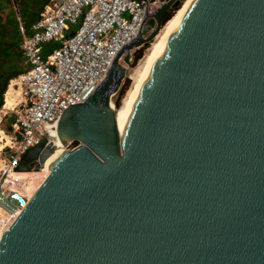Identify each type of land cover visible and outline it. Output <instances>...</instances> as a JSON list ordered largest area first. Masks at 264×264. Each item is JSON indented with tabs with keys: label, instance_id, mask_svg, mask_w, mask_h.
<instances>
[{
	"label": "water",
	"instance_id": "95a60500",
	"mask_svg": "<svg viewBox=\"0 0 264 264\" xmlns=\"http://www.w3.org/2000/svg\"><path fill=\"white\" fill-rule=\"evenodd\" d=\"M159 1L89 100L59 119L60 143L80 145L2 235L0 264H264V0H191L119 134L118 60L185 0ZM53 149L43 140L18 171H40Z\"/></svg>",
	"mask_w": 264,
	"mask_h": 264
},
{
	"label": "built area",
	"instance_id": "2783aa9c",
	"mask_svg": "<svg viewBox=\"0 0 264 264\" xmlns=\"http://www.w3.org/2000/svg\"><path fill=\"white\" fill-rule=\"evenodd\" d=\"M160 6L159 0H49L29 34L19 22L18 50L26 70L9 82L22 101L11 109L15 120L9 130L0 128L7 144L0 151V234L10 229L29 202L28 190L16 180L33 173L18 171L24 156L43 140L53 143L63 113L89 100L117 56L137 40ZM55 43L57 48L45 52ZM140 48L123 52L119 65L126 70ZM117 93H111L110 103Z\"/></svg>",
	"mask_w": 264,
	"mask_h": 264
},
{
	"label": "bare ground",
	"instance_id": "6f19581e",
	"mask_svg": "<svg viewBox=\"0 0 264 264\" xmlns=\"http://www.w3.org/2000/svg\"><path fill=\"white\" fill-rule=\"evenodd\" d=\"M190 2L191 0H185L181 4L179 9L174 12L173 16L164 24L159 34L154 38L146 54L141 59L140 63H138L136 69L130 74L129 78L132 81V84L131 87L127 89L128 91L125 94L121 107L119 109H115L110 103L111 108L116 113V126L119 134H120V130L124 126L125 122L127 121L128 117L130 116L133 110L144 76L146 75L148 69L150 68L153 59L157 56L160 47L164 43L166 34L169 32L170 27L172 26L173 23L174 24L171 28V34L179 27L183 19L184 11L189 6ZM14 85H15L14 83H10V85L8 86L7 90L4 93L3 105L0 110V116L2 113L14 108L20 103V100L18 102V96L20 95L18 90L14 89ZM0 137H1L0 151H2L4 147H7V144H4L6 138L4 134L1 132V130H0ZM53 144H54V149L52 154L45 161L44 167L40 170V173H38L39 171L37 172L38 185L36 187L32 186L33 184H36L35 181V183L33 184L31 183L28 186L22 187L23 190L29 191L28 192L29 195L27 196L29 200L34 196L36 191L39 189L40 185L44 182L47 175L50 173L51 165L54 164L55 161H57L60 157H62L65 154V152H63L64 146L57 139V136L54 138ZM2 235L3 234H0V241L2 239Z\"/></svg>",
	"mask_w": 264,
	"mask_h": 264
},
{
	"label": "trees",
	"instance_id": "16d2710c",
	"mask_svg": "<svg viewBox=\"0 0 264 264\" xmlns=\"http://www.w3.org/2000/svg\"><path fill=\"white\" fill-rule=\"evenodd\" d=\"M18 1V0H16ZM49 0H26L25 1H19L22 4V7L19 9V19H20V23L23 26V28L25 29L26 33L29 34L30 33V27L36 22V20L39 18V14L41 13V11L43 10L44 6L48 3ZM4 10V6L0 4V15L2 14ZM171 11L169 10L164 18H163V22H167L170 18H171ZM11 15V17H10ZM8 14L5 16V21L2 20V18L0 17V39H2V44L0 45V57L1 55L4 56V59H6V61L8 63H13L14 60H20L21 59V55L19 53L18 47L19 44L21 42V34L19 32L18 29V25H19V21L13 17V14ZM13 28L14 30V36L11 38V40L6 44V46L4 45V41L6 42V39L8 37V33H5L6 30H9ZM6 29V30H5ZM5 30L4 33H2V31ZM46 51L45 52H49L52 49H55L58 47V44H50L48 46H46ZM142 56V49H140L139 51H137L134 55V63L137 62ZM1 73H0V82H1V86H0V94L3 95L6 91V88L8 86V83L11 80L16 79L18 76H20L21 74H23V71L20 69H10V71L3 73L4 72V68L0 69ZM127 84L128 82L124 83V85L121 87V89L119 90V92L117 93V99L114 102V105L116 107L119 106V102L122 98V96L124 95V92L127 88ZM3 105V101H1V106ZM15 118L12 120L14 121ZM11 121V122H12ZM6 130L8 131L9 128H6ZM72 144H74V146L77 145V142H73ZM22 176H17L18 178L16 179L17 181L19 180L20 182L26 180V177ZM22 184V183H21Z\"/></svg>",
	"mask_w": 264,
	"mask_h": 264
},
{
	"label": "rangeland",
	"instance_id": "374dc122",
	"mask_svg": "<svg viewBox=\"0 0 264 264\" xmlns=\"http://www.w3.org/2000/svg\"><path fill=\"white\" fill-rule=\"evenodd\" d=\"M19 1H25V2H26V0H18V1H16V0H0V4L4 6V10H3L2 14L0 15V17L2 18L3 21H5V16H6V15H8V14H9V15H10V14H13V17H15V18L20 22V19H19L18 15H19V9L22 7V4H21ZM173 14H174V10L171 11V16H173ZM10 17H11V15H10ZM5 30H6V29H5ZM5 30H3L2 33H4ZM5 33H8V34H9L8 37L5 38V39H6V42L4 41V45L6 46V44H7V43L11 40V38L14 36V30H13V28H11V29H9V30H6ZM153 40H154V39H153ZM153 40H152L150 43L144 45L142 48H140V49H142V56H141V58H140L137 62H135V63H134V55H135V53H136L137 51H139L140 49L137 50L135 53H133V56H132L133 60H132V63L128 64V67H127V69H126V77H125V79L123 80V84H122V86H123L124 83L128 82V84H127V88H126V90H125V92H124V95L122 96V98H121V100H120V102H119V106L116 107V106L114 105V102H115V100L117 99V95L111 100V104H112V106H113L115 109H119V108L121 107V105H122V101H123V99H124V97H125V94H126V92L128 91L127 89H129V88L131 87V84H132V81L130 80L129 76H130V74L136 69V67L138 66V63H140L141 59H142L143 56L146 54V52H147V50L149 49V47H150L151 43L153 42ZM0 45H3V44H2V39H0ZM23 67H24V64H23V61H22V60H14L13 63L10 64V63H8V62L6 61V59H4V56L1 55V57H0V69L4 68V72H3V73H6V72L10 71V69H14V68H15V69H20V68H23ZM9 85H10V84L8 83V86H9ZM8 86H7V88H8ZM122 86H121V87H122ZM7 88H6V90H7ZM14 89H15V88H14ZM120 89H121V88H120ZM18 92H19V91H18ZM19 95H20V92H19ZM19 100H21L20 96H18V102H19ZM0 110H1V108H0ZM17 110H18V107H16L14 111H17ZM2 115H5V121H2L1 124H0V128H1V130H2V129H5V128H8L10 122L15 118V114H14L13 112H11V109H10V110H7V111L4 112V113H2L1 116H0V118H2ZM3 120H4V119H3ZM6 131H7V130H6ZM78 145H80V143H77L76 146H74V144L71 143L68 147H64V151H63V152H66L67 150L70 151V150H72L73 148L77 147ZM38 173H40V171H39ZM38 173H37V172H33V173H31V174L25 176V177H26V180H24V181L21 182V183H22V184H21V188L24 187V186H28V185H30L31 183L33 184V183H35V181H36V184H33L32 186H33V187H34V186L36 187V186L38 185V179H37V177H38L37 174H38ZM35 179H37V180H35ZM28 192H29V191H27V194H29Z\"/></svg>",
	"mask_w": 264,
	"mask_h": 264
},
{
	"label": "crops",
	"instance_id": "0c3cea01",
	"mask_svg": "<svg viewBox=\"0 0 264 264\" xmlns=\"http://www.w3.org/2000/svg\"><path fill=\"white\" fill-rule=\"evenodd\" d=\"M20 60H22V58L20 59ZM23 61V60H22ZM23 64H24V62H23ZM20 70H22L23 72L26 70V68H25V65H24V67L23 68H20ZM0 73H1V70H0ZM0 86H1V82H0ZM21 101L22 100H20V103H21ZM4 119V120H3ZM0 121H5V115H2V118H0ZM5 130H6V128H5Z\"/></svg>",
	"mask_w": 264,
	"mask_h": 264
},
{
	"label": "flooded vegetation",
	"instance_id": "af4514ba",
	"mask_svg": "<svg viewBox=\"0 0 264 264\" xmlns=\"http://www.w3.org/2000/svg\"><path fill=\"white\" fill-rule=\"evenodd\" d=\"M3 101L2 95L0 94V102ZM1 108V107H0Z\"/></svg>",
	"mask_w": 264,
	"mask_h": 264
}]
</instances>
